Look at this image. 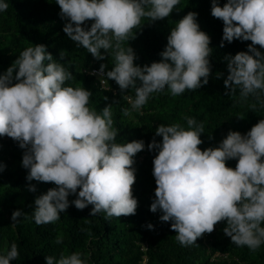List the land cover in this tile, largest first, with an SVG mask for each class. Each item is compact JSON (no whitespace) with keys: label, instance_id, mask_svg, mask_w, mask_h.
Segmentation results:
<instances>
[{"label":"clouds","instance_id":"clouds-1","mask_svg":"<svg viewBox=\"0 0 264 264\" xmlns=\"http://www.w3.org/2000/svg\"><path fill=\"white\" fill-rule=\"evenodd\" d=\"M65 21L67 37L98 61L112 50L115 65L105 71L101 64L100 83L114 81L121 93L134 89L135 97L124 96L131 108L125 116L139 112L153 93L166 88L173 96L195 91L209 83L212 65L210 36L201 30L198 12L183 16L167 36L150 65L134 63L138 56L124 41L135 39L132 30L143 18L151 22L169 17L180 0H55ZM9 8L0 0V12ZM211 15L223 22L220 47L234 40L251 41L246 51L224 57L227 76L225 95L247 101L254 96L264 107V0H211ZM88 21H92L90 26ZM131 37V39H129ZM103 50V52H102ZM54 59L43 44L24 49L6 71L0 73V137L7 136L24 150L22 167L26 180L51 182L55 187L37 196L31 217L37 225L54 223L74 205L83 210L92 205L90 215L106 217L135 215L138 200L133 196L136 182L134 157L145 150L144 140L118 143L112 104L102 110L91 108L93 92L85 87L66 86L72 73ZM222 73H217L219 78ZM111 90L110 88L108 89ZM108 98L105 97V100ZM253 109L256 104L250 105ZM180 123L160 124L147 149L155 152L153 213L161 212L162 222H171L175 238L182 246L195 244L211 233L218 222H226L224 234L236 246L256 251L264 244V118L242 134L229 130L216 147L201 150L204 123L192 117ZM155 137H162L157 142ZM211 138V137H210ZM236 160L235 168L227 162ZM6 165L0 164V172ZM28 191L37 188L29 184ZM70 196H75L69 200ZM17 209L12 227L27 218ZM147 228L154 226L149 223ZM57 237L56 243H62ZM19 257L18 245L11 243L0 264ZM46 264H88L79 251L63 253L57 259L45 256Z\"/></svg>","mask_w":264,"mask_h":264},{"label":"trees","instance_id":"trees-1","mask_svg":"<svg viewBox=\"0 0 264 264\" xmlns=\"http://www.w3.org/2000/svg\"><path fill=\"white\" fill-rule=\"evenodd\" d=\"M8 3L9 8L0 12V73L11 66L20 52L33 45H45L58 61L62 54L64 59L60 62L73 75L66 86L92 91L89 106L97 111L112 104L114 127L119 129L116 142L144 140L145 150L134 157L136 182L132 193L138 200L135 215L106 217V213L100 212L92 216V205L83 210L72 205L60 214L58 221L37 225L31 217L34 199L55 185L27 181L28 170L22 167L24 150L12 138L0 137V164L6 165L0 172V254H6L15 242L19 257L10 264H46L45 256L58 259L62 253L70 255L76 251L84 254L88 264H264V244L256 251L232 244L223 232L226 222H218L213 232L204 233L195 244L182 246L175 238L171 222L160 221L162 213L150 211L155 199L156 184L152 173L156 153L148 151L147 144L160 124L180 123L187 127L185 117L203 122L201 139L204 143L199 147L204 150L216 147L229 130L244 134L264 118V107L254 96L240 102L239 89L235 96L224 94V79L228 74L224 57L246 51L251 41L234 40L220 47L223 22L211 15V0H180L170 16L163 20L151 22L143 18L140 26L132 30L135 39L124 41V46L129 43L138 56L134 63L143 66L158 62L170 30L184 15L195 11L199 13L201 30L211 38L213 49L209 57L212 72L207 85L178 96H173L167 88L153 93L143 108L139 112L132 111L130 116L123 114V109L131 108L124 96L134 98L135 90L130 88L121 93L114 81L104 86L99 75H91L101 64L106 65L105 71L114 67L112 50L105 54L104 60L98 61L86 49L77 47L63 31L65 21L58 15L60 7L55 0H8ZM224 3L226 0H220L221 6ZM87 23L90 26L92 21ZM256 47L264 52L259 45ZM217 73L222 75L218 78ZM261 95L264 98V94ZM252 104H256L255 109L250 107ZM155 139L159 142L162 137ZM236 163L230 160L227 166L235 168ZM30 183L36 186L35 193L28 191ZM75 198L70 196L69 200ZM17 209L28 216L21 217V222L12 227L11 215ZM149 223L154 226L152 230L147 228ZM57 237L63 242L56 243Z\"/></svg>","mask_w":264,"mask_h":264},{"label":"built area","instance_id":"built-area-1","mask_svg":"<svg viewBox=\"0 0 264 264\" xmlns=\"http://www.w3.org/2000/svg\"><path fill=\"white\" fill-rule=\"evenodd\" d=\"M93 72H97V73H98L99 70H93V71L91 72V75H93V74H92ZM97 75H98V74H97ZM104 86H105V85H104Z\"/></svg>","mask_w":264,"mask_h":264}]
</instances>
